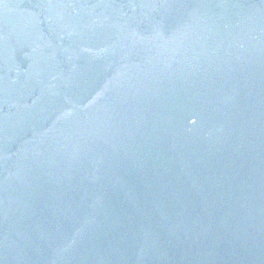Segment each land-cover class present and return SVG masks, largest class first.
Segmentation results:
<instances>
[{"label": "water", "instance_id": "1", "mask_svg": "<svg viewBox=\"0 0 264 264\" xmlns=\"http://www.w3.org/2000/svg\"><path fill=\"white\" fill-rule=\"evenodd\" d=\"M0 264H264V0H0Z\"/></svg>", "mask_w": 264, "mask_h": 264}]
</instances>
